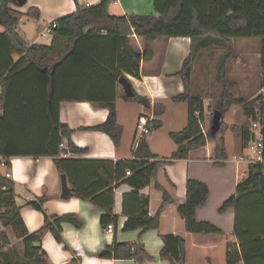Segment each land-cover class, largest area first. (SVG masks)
<instances>
[{"label": "crops", "instance_id": "1", "mask_svg": "<svg viewBox=\"0 0 264 264\" xmlns=\"http://www.w3.org/2000/svg\"><path fill=\"white\" fill-rule=\"evenodd\" d=\"M99 2L101 0H25L23 6L11 4L9 8L17 12L19 17L25 16L29 8L38 11L36 20L29 18L36 25V36L27 38L25 34H19L28 45L47 47L51 44L52 37L40 35L44 27L75 13L79 7H92ZM108 13L113 16L155 14L152 0H113ZM0 28L2 33L4 29ZM149 47L151 58L143 62V38L135 35L111 38L102 32L96 37L84 36L75 53L63 63L53 93L59 103L58 120L70 129L71 142L77 148L86 150L83 154L61 155L59 160L63 173L57 171L51 157L37 153L42 143L48 139L46 108L51 94L48 81L42 73L30 68L9 81L5 89L6 95L2 94L0 86V156L11 153L13 148L9 144H13L17 150L8 157L10 180L14 183L15 202L20 207L26 229L34 232L43 225V214L27 204L41 197H45L42 210L47 216L73 214L80 224V228H75L71 224L62 223L61 243H57L49 231L43 233L40 246L46 254L48 264H136L129 259H101L95 256L104 248L112 246L114 241L125 244L142 243L148 255L154 258L143 264H170L169 260L159 257L163 236L180 237L184 240V261L181 264H226L227 247L233 250L239 248L234 233L236 218L248 222L256 234L264 239V200L255 202L248 199L240 209L229 207L223 213L218 212V207L247 176L248 164L239 160L246 152L247 144L244 146L239 130L235 131L238 137L232 139L229 148L225 137L222 134L218 136V143L220 139L223 140L226 160L215 158L214 142H207L204 148L190 152L186 159L170 160L176 146L168 134L182 130L187 122L188 108L185 107L178 113V102H173L172 97L183 92L182 82L175 74L189 53L190 40L173 37L162 42H152ZM12 60L16 64L20 58L13 56ZM1 61L3 65L7 58L2 56ZM111 71L120 72L121 77L131 84L133 92L149 101L148 110L137 101L124 99L126 96L123 89L118 80H113ZM136 73L138 76H135ZM109 99H113L111 106L120 130L116 145L106 134L92 130L107 119L109 110L105 102ZM235 108L237 112L241 107ZM142 115L153 123L150 134L145 137L149 151L156 156V161L167 163L138 194L133 193L127 184L113 187L111 211L115 221L110 223L113 226L112 233H108L106 225L100 223L103 210L92 202L72 196V191L65 199L51 198L61 193V174L66 176L71 190L92 176L99 165L106 166L113 173L117 162L135 160V140L138 137L136 126ZM173 125L180 128L172 130ZM203 125L207 129L206 118ZM239 126L240 124L236 125L237 128ZM167 127L170 130H166ZM0 172L3 173L4 170L0 169ZM187 179L203 182L209 190L205 204L195 210L196 221L213 224L221 234L200 235L186 231L177 209L185 201ZM163 191L170 201L160 214L157 230L144 233L140 229L122 230L129 215L147 213L149 217H153L162 204ZM98 194L103 196L102 192ZM143 198L147 199L146 211L142 209ZM5 232L17 256L21 257L24 248L20 241L11 228H7ZM238 264L244 263L240 261ZM253 264H264V261L256 260Z\"/></svg>", "mask_w": 264, "mask_h": 264}, {"label": "trees", "instance_id": "2", "mask_svg": "<svg viewBox=\"0 0 264 264\" xmlns=\"http://www.w3.org/2000/svg\"><path fill=\"white\" fill-rule=\"evenodd\" d=\"M112 2L113 0H101L92 7H79L75 13L56 20L57 27L52 32L51 44L46 47L28 45L17 30L19 16L17 12L9 8V5L23 6L25 0H20V2L0 0V27L4 29L0 33L2 94L6 95L5 89L8 87L9 81L26 69L32 68L42 73L48 81L51 93L46 108L49 131L48 139L37 151L40 156L51 157L57 171L63 173L64 169L59 160L61 155H76L86 152L85 149L77 148L71 142L70 129L58 120L57 107L59 103L54 98V85L61 66L67 58L75 53L79 41L84 36L96 37L102 32L106 37L111 38H125L131 35L143 38L145 41L143 62H147L151 58L150 43L162 42L173 37L189 38V53L182 62L180 70L175 74L182 82L183 92L172 97L173 102L187 104V122L182 130L168 134L176 146L170 156L171 161L186 159L190 152L204 148L207 142L215 143L216 159L226 160L223 140L220 139V143L217 141L218 136L224 131L222 118L225 107L231 103L239 105L244 116L251 119L252 122L258 123L264 146V0H152L154 15L129 14L125 16H113L108 13ZM25 16L36 20L38 11L35 8H29ZM245 38L260 40L261 92L248 101L235 97L236 84L225 78V68L224 65H221L217 80L222 84V91L217 98L216 106L209 110L205 116L202 101L191 94L194 63L200 51L209 47H225L227 50L226 59L230 54L231 40ZM2 56L7 58V62L3 65ZM13 56H19L18 63L14 64ZM136 69H138V63ZM111 73L115 81L122 76L120 72L111 71ZM135 76L138 74L136 73ZM124 99L137 101L145 110L149 109V101L136 93L133 98L124 97ZM112 102L113 99L105 102L109 110L105 122L93 127L92 130L106 134L116 145L119 142L120 130L116 122L115 111L111 106ZM215 110L222 114L221 127L216 136L212 137L209 126ZM205 118L207 132L203 134L201 125L204 124ZM148 125L150 129L153 127V123L150 121ZM237 130L241 133L244 146H246L249 141L248 126L239 129L234 126L233 131ZM8 146L13 149L11 153H8V156H4L7 158L10 154L17 152L13 144ZM134 157L135 160L132 161L117 162L113 173L106 166L99 165L92 176L71 189L72 196L90 201L103 210L104 214L100 220L102 225L115 221L111 211L113 187L127 184L132 188L133 193L138 194L155 179L158 170L167 163L156 161V156L149 151L144 138L137 144ZM148 160L153 161L148 162ZM155 186L160 188L158 185ZM101 192L103 196L98 194ZM208 194L209 190L205 183L195 179L186 180L185 201L177 211L185 223L187 232L200 235L221 234V231L213 224L195 219V210L205 204ZM162 196V204L153 217H149L147 213L129 215L122 230L140 229L141 233L157 230L160 225V214L170 201L165 191ZM102 197L106 200L101 199ZM248 199L255 202L264 200V164L248 165L247 176L236 185L234 193L218 207V212L223 213L229 207L240 209ZM44 200L45 197H41L27 203L34 210L40 211L44 217L43 225L38 230L28 232L20 215V207L15 202L14 183L10 179L0 176V264H45L46 254L40 246L43 233L49 231L55 241L61 243L60 225L62 223L80 228V224L73 214L47 216L42 210ZM7 228L12 229L24 248L21 257L17 256L15 248L8 239L5 232ZM234 233L238 239L239 248L233 250V248L227 247L226 264H238L240 261L244 264H253L256 260L264 261V239L256 234L255 229L248 222L236 218ZM162 240L163 247L159 257L169 260L170 264H181L184 261V240L174 236H163ZM95 256L101 259H129L136 264H143L154 259L145 251L144 245L137 242L125 244L114 241L112 246L104 248Z\"/></svg>", "mask_w": 264, "mask_h": 264}, {"label": "rangeland", "instance_id": "3", "mask_svg": "<svg viewBox=\"0 0 264 264\" xmlns=\"http://www.w3.org/2000/svg\"><path fill=\"white\" fill-rule=\"evenodd\" d=\"M18 18V32L22 36L25 34L27 38L36 36L35 23L25 16ZM229 48L230 54L229 57L227 56L228 59L226 57L227 60L225 59V55L227 54L225 47H209L200 51L194 63L195 68H193L194 75L191 78V92L193 96L202 100L204 111L208 112L216 106L217 98L222 91V84L217 80L221 65H224L225 68V78L236 84L235 97L248 101L261 92L260 40L255 38L232 39ZM178 105V113H181L182 109L187 107V104L184 102H178ZM236 106L239 105H233L232 103L227 105L222 118L224 124L222 135L226 139L228 148L231 146L232 139L238 137L235 131H233V127L240 124L241 127L248 126L249 128L252 122L251 119L244 116L240 106V109L236 112ZM240 118H242L241 121L239 120ZM178 128H180L178 125L171 127L172 130ZM166 130H170V128L167 127Z\"/></svg>", "mask_w": 264, "mask_h": 264}, {"label": "built area", "instance_id": "4", "mask_svg": "<svg viewBox=\"0 0 264 264\" xmlns=\"http://www.w3.org/2000/svg\"><path fill=\"white\" fill-rule=\"evenodd\" d=\"M57 27L56 22H52L48 24L44 29L41 31L40 35L45 36H51L53 30ZM149 119H147L145 116H140L137 122L136 130L138 137L135 140V145L139 143L141 139H143L145 136L149 135L151 132V129L148 125ZM201 131L203 134L207 132L204 125H201ZM61 147L63 145H60ZM263 140L260 132V128L257 122H252L251 126L249 127V141L247 142L246 151L247 153L240 156L239 160L242 162H245L246 164H264V158H263ZM62 156H66L63 154ZM9 166V168H8ZM0 169H3L4 172H0V176H3L7 179L11 178L10 173V159L7 157H1L0 156ZM113 226L112 224L106 225V231L108 233H112Z\"/></svg>", "mask_w": 264, "mask_h": 264}, {"label": "water", "instance_id": "5", "mask_svg": "<svg viewBox=\"0 0 264 264\" xmlns=\"http://www.w3.org/2000/svg\"><path fill=\"white\" fill-rule=\"evenodd\" d=\"M118 84L122 87L124 95L127 98H133L134 97V92H133L132 86L128 82L127 79H125L124 77H120L118 79ZM221 118H222V114L219 111L215 110L213 112L212 118L210 120V126H209V132H210V135L212 137L216 136V134L220 130ZM60 181H61V193H60V195H57V196H54L51 198H63V199H65L70 195L71 190L68 187L66 176L64 174L60 175ZM146 207H147V199L143 198L142 199L143 211H146ZM36 246H39V244H36ZM45 264H48V263L46 262ZM65 264H72V263H65Z\"/></svg>", "mask_w": 264, "mask_h": 264}]
</instances>
